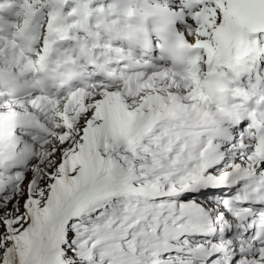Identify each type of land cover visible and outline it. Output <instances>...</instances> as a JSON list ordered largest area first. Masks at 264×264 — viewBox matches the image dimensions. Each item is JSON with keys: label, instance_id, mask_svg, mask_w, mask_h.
<instances>
[{"label": "snow or ice", "instance_id": "obj_1", "mask_svg": "<svg viewBox=\"0 0 264 264\" xmlns=\"http://www.w3.org/2000/svg\"><path fill=\"white\" fill-rule=\"evenodd\" d=\"M37 3L0 17V264H264V0L140 47L136 0Z\"/></svg>", "mask_w": 264, "mask_h": 264}, {"label": "clouds", "instance_id": "obj_2", "mask_svg": "<svg viewBox=\"0 0 264 264\" xmlns=\"http://www.w3.org/2000/svg\"><path fill=\"white\" fill-rule=\"evenodd\" d=\"M131 7L134 15L129 21L122 19L119 27L125 36L130 31L132 32L131 44L133 47H140L143 41L144 32L137 31L138 29H146L153 36L163 34L168 35L170 39H175L171 17L162 5L160 8H156V3H153L152 0H136V3ZM128 23L132 25L131 30L127 27ZM183 54L187 55V52L185 51Z\"/></svg>", "mask_w": 264, "mask_h": 264}, {"label": "rangeland", "instance_id": "obj_3", "mask_svg": "<svg viewBox=\"0 0 264 264\" xmlns=\"http://www.w3.org/2000/svg\"><path fill=\"white\" fill-rule=\"evenodd\" d=\"M157 1L162 6L164 5V3L167 4L168 6L170 4V0H152V2L156 4H157ZM108 2L110 3L111 0H108ZM11 3L20 4L21 8H23L24 10H27L28 5H31L33 8H40V5L37 3V0H11ZM51 10H52L51 7L40 8V16L37 17L38 20H40L41 22L46 21L47 16ZM69 10H70V6L69 8H65L64 9L65 14H67Z\"/></svg>", "mask_w": 264, "mask_h": 264}, {"label": "bare ground", "instance_id": "obj_4", "mask_svg": "<svg viewBox=\"0 0 264 264\" xmlns=\"http://www.w3.org/2000/svg\"><path fill=\"white\" fill-rule=\"evenodd\" d=\"M162 2H163V1H162ZM157 4H159L158 1H157ZM163 6L167 7L168 5L164 3ZM25 18H26V14H24V15L21 16V20H22V19H25ZM37 20H38V18H37ZM18 24H21V21H20V23H18Z\"/></svg>", "mask_w": 264, "mask_h": 264}]
</instances>
